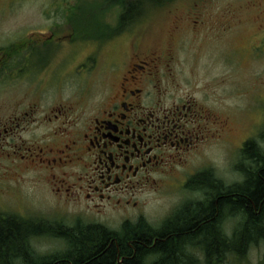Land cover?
<instances>
[{
	"label": "flooded vegetation",
	"instance_id": "af4514ba",
	"mask_svg": "<svg viewBox=\"0 0 264 264\" xmlns=\"http://www.w3.org/2000/svg\"><path fill=\"white\" fill-rule=\"evenodd\" d=\"M62 23H53L47 33L36 31L37 27L18 30L12 38H5L4 44V39L0 41V158L4 160L0 174L6 180L32 172L36 182L44 181L48 187L56 209L81 208L80 214L92 218L86 223L113 230H120L124 224L162 227L182 209L206 198L198 186L203 176L226 186L242 181V175L233 180L228 174L233 168V151L225 160L223 174L217 166L193 162L223 133L226 142L230 141L234 129L229 116L226 111L205 105L206 97L197 98L169 85L164 79L170 76L174 49L143 48L135 24L101 44L109 46L114 41L116 48L129 45L109 62H105L98 46L80 54L79 61L77 52L69 48L63 65L74 60L82 81L75 91H65L68 82L57 81L50 91L43 73L65 44L63 39L78 47L95 44L74 41L72 22ZM46 45L48 48H41ZM93 70L108 73V82L96 94L87 85L82 91L80 87ZM72 75L73 71L67 77ZM166 180L176 182L180 194L153 225L146 220L145 195L158 193ZM3 183L0 179V189ZM11 197L8 193L6 201H13ZM10 204H0L3 219L14 215L33 226L72 227L27 216L19 204L15 208ZM230 222V218L224 219L223 228L230 229ZM49 237L66 248L67 240L51 233L30 235V244L35 249V243ZM36 252L46 257L58 251ZM203 256L200 250L201 262L205 261Z\"/></svg>",
	"mask_w": 264,
	"mask_h": 264
},
{
	"label": "rangeland",
	"instance_id": "374dc122",
	"mask_svg": "<svg viewBox=\"0 0 264 264\" xmlns=\"http://www.w3.org/2000/svg\"><path fill=\"white\" fill-rule=\"evenodd\" d=\"M119 12L118 5L106 0H0V41L4 39L1 43L4 44L5 38L10 39L18 30L25 28L37 27L36 31L46 32L53 23L61 25L63 21H71L74 41L85 40L95 44L78 47L76 44L68 45L65 42L68 40L63 39L65 44L56 51L58 54L43 73V79L50 84V91H54L57 81L68 82L70 89L65 91H75L82 79L74 60L63 65L69 48L78 53L75 56L79 61L82 59L80 54L92 52L98 46L105 62H109L114 57L118 58V54L128 50L129 46L125 43L122 48L118 45L116 48L114 41L109 46H103L104 41L99 38L81 39L78 35L83 33L86 36L87 33L79 31V21L99 22L102 28L108 25L112 30ZM135 27L143 48L171 46L174 49L168 72L170 76L164 79L169 85H176L181 91L190 92L197 98L206 97L205 105L227 112L234 129L230 141L226 142L227 136L223 133L203 153L193 158V162L212 164L223 174L225 160L233 151V168L228 174L233 180H239L241 174L237 164L240 147L246 140L256 139L264 127V0H170L150 10ZM104 65L101 64L105 70ZM71 71L73 75L69 78L67 74ZM88 76L80 85L81 91L87 85L96 94L104 88V82H108L107 72L98 74V70H93ZM3 161L0 158V172ZM6 178L0 174V179L4 180L3 189H0L1 205L8 202L15 208L19 204L27 216L48 218L73 226L92 219L88 214H80L78 209L81 208L75 206L56 209V201L48 187L44 181L36 182L32 172L22 174L17 180ZM175 183L166 180L158 193L145 195V216L151 224L158 222V217L177 201L180 192L176 190ZM8 193L13 201H6ZM1 210L3 207L0 206V222ZM35 249L39 253H54L64 247L56 238L49 237L35 243ZM263 249L261 245L254 246L242 262L232 259L228 264H264Z\"/></svg>",
	"mask_w": 264,
	"mask_h": 264
},
{
	"label": "trees",
	"instance_id": "16d2710c",
	"mask_svg": "<svg viewBox=\"0 0 264 264\" xmlns=\"http://www.w3.org/2000/svg\"><path fill=\"white\" fill-rule=\"evenodd\" d=\"M106 1L120 8L116 26L111 30V26L102 28L99 22L81 20L78 29L87 35L82 33L79 38H99L105 42L170 0ZM239 154L237 169L242 181L226 186L201 174L198 186L206 198L182 209L160 228L143 223L124 224L120 230H113L79 222L65 229L45 224L33 226L7 215L0 222V264H228L232 259L242 262L251 248L264 247V127L256 139L243 143ZM226 218L231 219L230 229L223 228ZM47 233L65 238L67 246L55 255L39 257L29 237ZM200 250L204 262L199 259ZM56 258H60L58 263H54Z\"/></svg>",
	"mask_w": 264,
	"mask_h": 264
},
{
	"label": "clouds",
	"instance_id": "9594fccd",
	"mask_svg": "<svg viewBox=\"0 0 264 264\" xmlns=\"http://www.w3.org/2000/svg\"><path fill=\"white\" fill-rule=\"evenodd\" d=\"M241 179H242V177H241Z\"/></svg>",
	"mask_w": 264,
	"mask_h": 264
}]
</instances>
